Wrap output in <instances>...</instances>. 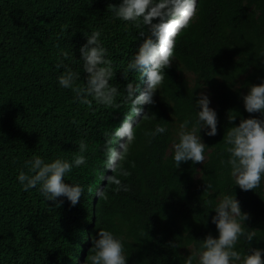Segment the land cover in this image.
<instances>
[{
	"label": "trees",
	"instance_id": "1",
	"mask_svg": "<svg viewBox=\"0 0 264 264\" xmlns=\"http://www.w3.org/2000/svg\"><path fill=\"white\" fill-rule=\"evenodd\" d=\"M119 3L0 0V264H85L99 228L122 238L127 264H184L200 239L216 235L211 206L220 194L232 191L249 214L246 230L256 233L249 245L241 238L236 250L264 248V178L253 190L232 188L223 143L227 127L259 116L244 110L239 94L264 78V0H197L196 15L175 37V59L165 69L154 103L140 106L154 119L136 126L128 156L135 166L125 161L131 174L120 177L128 192H115V185L100 180L101 173L106 178L112 172L103 168L97 147L128 111L124 85L135 81L144 87L143 77L126 67L142 39L137 38L140 28L113 15L111 4ZM92 30L101 32L111 61L109 83L120 92L116 108L75 90L87 75L79 60L82 33ZM65 68L79 73L67 89L57 81ZM202 90L216 111L217 133L201 131L209 146L202 163L184 161L174 169L171 140L178 123L194 115L192 101ZM139 119H133V126ZM165 122L167 131L146 143L143 129ZM81 139L87 144L86 163L64 178L84 189L75 205L65 197L58 198L63 200L58 206L45 201L38 188L22 190L16 176L20 169L27 171L26 160L70 159ZM205 184L212 188L204 191ZM96 186H105L107 199L98 198Z\"/></svg>",
	"mask_w": 264,
	"mask_h": 264
},
{
	"label": "clouds",
	"instance_id": "2",
	"mask_svg": "<svg viewBox=\"0 0 264 264\" xmlns=\"http://www.w3.org/2000/svg\"><path fill=\"white\" fill-rule=\"evenodd\" d=\"M111 11L120 20L134 22L140 28L137 38H142L126 67L143 77L144 87L141 90L135 81L124 85V102L128 105V111L119 126L114 127L111 133H105L103 142L97 146L102 153L103 168L112 172L106 178L101 173L100 180L106 179V185H115V192H128L129 186L122 183L120 177L131 174L129 168L124 167L125 161L130 167L135 166L128 156L136 141V126L142 120L154 119L140 106L154 103L153 95L164 81L165 69L175 59V37L189 26L190 20L196 15L197 0H120L117 5L111 4ZM82 34L85 42L78 49L79 60L87 75L83 87L75 89L77 95L91 96L105 107L116 108L115 98L120 92L115 84L109 83L114 72L100 39L101 32L92 30ZM78 75L65 68L57 77L58 85L71 88ZM196 95L197 98L192 101L194 115L190 114L178 123L171 140L174 169H178L184 161L202 163L205 149L209 146L202 142L200 133L203 131L207 136L217 133V114L209 106L208 94L200 92ZM239 95L244 110L259 113V116L241 118L238 124L227 127L223 134L224 151L228 153L226 164L233 182L232 188L235 185L241 190H253L264 178V78H260L258 84H247V91ZM84 102L88 103L87 100ZM137 116L140 119L133 126L132 121ZM227 119L232 121L235 116H227ZM167 123H157L151 129H143L145 142L151 143L152 138L165 133ZM86 150L87 144L81 139L78 151L70 159L57 156L46 161L41 156H34L25 161L27 171L18 170L16 179L24 191L38 188L45 201H53L58 206L63 203L58 198L65 197L71 205H75L84 189L80 184L66 182L64 178L73 168L86 163ZM211 188V184H205L204 191ZM95 194L99 199H107L105 186H96ZM211 210L215 213L210 222L215 226L216 235L209 233L200 239L198 246L193 247L184 258V264H264V248L249 246L246 252L236 250L241 238L249 245L256 233L246 230L249 228L244 221L249 214L241 210L234 192L220 194ZM91 245V254L87 255L85 264H127L123 240L111 230L99 228L96 235L91 237ZM169 246L176 247L175 243Z\"/></svg>",
	"mask_w": 264,
	"mask_h": 264
},
{
	"label": "rangeland",
	"instance_id": "3",
	"mask_svg": "<svg viewBox=\"0 0 264 264\" xmlns=\"http://www.w3.org/2000/svg\"><path fill=\"white\" fill-rule=\"evenodd\" d=\"M185 74L188 76L189 80L192 81L193 77L191 76V74L189 72H185ZM201 92H205L208 94L209 99H210V105L209 106L212 107V100H211L209 93L207 91H204V90H202Z\"/></svg>",
	"mask_w": 264,
	"mask_h": 264
}]
</instances>
